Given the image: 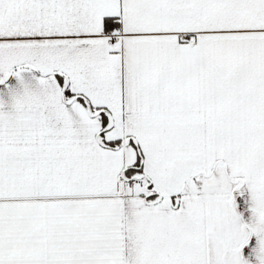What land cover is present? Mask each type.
Returning a JSON list of instances; mask_svg holds the SVG:
<instances>
[{
	"label": "snow or ice",
	"instance_id": "6c2138e0",
	"mask_svg": "<svg viewBox=\"0 0 264 264\" xmlns=\"http://www.w3.org/2000/svg\"><path fill=\"white\" fill-rule=\"evenodd\" d=\"M0 264H264V0H0Z\"/></svg>",
	"mask_w": 264,
	"mask_h": 264
}]
</instances>
